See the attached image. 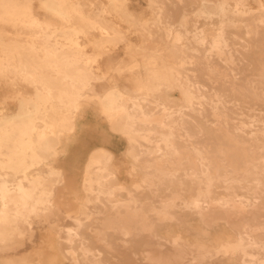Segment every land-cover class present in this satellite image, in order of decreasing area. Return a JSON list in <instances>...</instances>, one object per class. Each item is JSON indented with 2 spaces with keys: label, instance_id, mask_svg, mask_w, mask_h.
Segmentation results:
<instances>
[{
  "label": "bare ground",
  "instance_id": "bare-ground-1",
  "mask_svg": "<svg viewBox=\"0 0 264 264\" xmlns=\"http://www.w3.org/2000/svg\"><path fill=\"white\" fill-rule=\"evenodd\" d=\"M129 1L0 0V264H264V0Z\"/></svg>",
  "mask_w": 264,
  "mask_h": 264
},
{
  "label": "rangeland",
  "instance_id": "rangeland-1",
  "mask_svg": "<svg viewBox=\"0 0 264 264\" xmlns=\"http://www.w3.org/2000/svg\"><path fill=\"white\" fill-rule=\"evenodd\" d=\"M105 2V0H100ZM148 3V4H147ZM176 0H171L170 4H168V7L170 8V10L173 12V14L175 16H180L183 15V8L182 6H179V4H176ZM175 5V6H174ZM149 2L148 0H131L129 1V7L131 8V10H133L134 12H136L137 15L142 16V18L145 19H153L156 18V10L149 8ZM174 6V7H173ZM253 7L255 6V4L253 3L252 5ZM182 12V13H181ZM144 13V15H143ZM94 14V13H91ZM95 15V14H94ZM164 21V20H163ZM151 24H157L156 20H150L149 21ZM120 23V22H119ZM91 32H95V31H91ZM128 33H130V38L131 39H136V32L133 30L127 31ZM134 34V35H132ZM96 35V34H95ZM95 35H91L88 36V38H91ZM101 39V44L103 47H105L106 45V39L105 38H100ZM80 40L85 41V38H80ZM236 42H238V40H236ZM88 50H92V48L88 47ZM124 53V46L123 45H119L114 52H110L108 53L106 56H104L103 60H105L108 57H120V56H124L127 57L129 56V54L125 55ZM152 53V51H148V52H144L143 55L145 54L146 56H148L147 54ZM105 62L101 61L99 64L103 65ZM202 73V72H200ZM200 75V74H199ZM200 81H206V79L200 78ZM6 90L5 88H1L0 89V95L5 94ZM8 104V105H7ZM7 104V110L8 111H13L16 110V103L13 101H9ZM208 112V110H207ZM102 115L98 110L95 109H85V115H84V120L82 122V135L79 138V143H76L72 148H71V152L69 153L68 156H65L63 159H60L58 162L59 164L62 163L61 166L66 167V169H68V165L67 163L71 164V157H74V160L76 159L78 162H83L85 157L87 156L88 152L90 150H92L93 148L97 147V145L99 146L100 144L103 145L104 143L118 156L120 157L122 160V154L126 149V142L124 141L123 138H121L120 136H116L110 132L107 131V126L104 123V121L102 120ZM244 119H246V117H243ZM104 142V143H103ZM99 143V144H98ZM93 147V148H92ZM123 148V149H122ZM72 160V161H74ZM66 166H65V164ZM66 178H71L73 179V181L71 182H67L64 179V182H60L59 184V188H61V186L63 184H65V186H70V187H66L64 188V195H69L70 193L72 194H78V196L81 194L80 191V177L79 175H72L71 173H69V171L66 174ZM32 220V221H31ZM29 226L32 224L34 225L37 233H41V232H51L50 229H46L45 226L48 224L43 223L39 220H35V219H29L28 221ZM65 264H68V262H66Z\"/></svg>",
  "mask_w": 264,
  "mask_h": 264
}]
</instances>
